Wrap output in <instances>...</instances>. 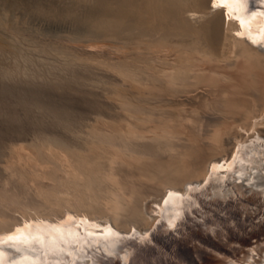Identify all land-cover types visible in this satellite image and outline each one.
<instances>
[{"label": "bare ground", "instance_id": "1", "mask_svg": "<svg viewBox=\"0 0 264 264\" xmlns=\"http://www.w3.org/2000/svg\"><path fill=\"white\" fill-rule=\"evenodd\" d=\"M255 1L264 4V0H96L92 25L89 26L93 30L79 33L78 38L97 48L100 46L98 43L105 44L106 50H100V53L110 58H121L119 63L124 66L140 61L147 63L152 58L149 52L157 55L164 47H167L165 54L179 49L190 50L194 55L189 60L190 65H184L186 58L176 55L177 64L202 69L193 74V82L210 88L207 93L210 98L206 102L201 101L199 106L213 110L218 116L211 118V112L204 121L203 118H193L196 128L183 129L189 138L186 139L187 148L178 150L176 146L171 147L172 140L165 138V145L161 146L165 149L162 152L168 155L165 158H160V150L151 152L144 144L140 148L143 151H130L131 154L128 151V156L120 148L111 146L69 148L61 145L74 172L66 177L62 175L60 179L55 169L48 171L53 184L45 187L46 194L62 207V217L57 223L78 214L82 216V225L92 229L112 224L125 230L132 226L141 231L151 230L156 244L153 250L155 258L144 261L138 252H134L126 264H160L159 258L163 256L160 252L168 253L174 260L173 264H264V144L261 142L264 138L258 143L255 154L246 150L247 139L260 134L259 131L264 136V46L260 42H264V8L248 14ZM164 24H170L172 33L189 37L187 42L191 47L180 44L167 46L162 40L167 32ZM222 43L228 44L229 60L210 51L200 53L206 47L218 50ZM124 58H129V61ZM203 76L208 79L205 83L201 81ZM228 81H233L235 86ZM233 89L238 92H233ZM179 129L177 127L176 132L181 134ZM201 136L205 139L202 143L198 142ZM71 141L76 143L73 138ZM237 152L238 165L225 179L217 180L218 172L214 173L212 180L216 182L211 184V189L194 195L200 198V216H196L194 221L200 226V231L193 234L185 231L182 221L176 230L177 234L181 232V239L162 240L156 229L151 227L156 220L154 204L162 200L168 189L185 191L189 182L205 178L217 161ZM36 154L39 161H50L40 150ZM102 157L110 158L108 163L98 160ZM114 162L119 163L115 170L110 166ZM226 168H232V163ZM254 170L259 171V175L251 174ZM139 177L141 180L138 181ZM147 178L161 180L162 183L149 189ZM139 182L147 184L141 189ZM244 187L255 189L254 195L242 196ZM151 189H155L157 195L146 194ZM228 190L231 193L236 191L235 195L227 197ZM237 206L238 209L232 210ZM33 219L39 218L28 216L21 222ZM9 229V232L8 229H0V236H11L17 231L14 226ZM110 231L108 229L107 234ZM170 232L164 233L167 238ZM60 236L62 238L63 234ZM190 237H195L203 246L189 247L187 240ZM63 238L58 242L66 245L80 242L78 249L84 242L77 237L72 241L65 235ZM245 241L256 250V255L243 256L242 244ZM12 242H4V246L12 243L21 252L14 258V264H23L29 259L23 255L25 252L46 253L54 243L35 246L28 244V239ZM121 247L125 246L122 244ZM71 254L75 256L77 253L73 250ZM97 264L110 263L100 259Z\"/></svg>", "mask_w": 264, "mask_h": 264}, {"label": "rangeland", "instance_id": "2", "mask_svg": "<svg viewBox=\"0 0 264 264\" xmlns=\"http://www.w3.org/2000/svg\"><path fill=\"white\" fill-rule=\"evenodd\" d=\"M95 2L0 0V229L22 227L21 221L28 216L60 220L62 207L49 198L45 187L53 184L49 170L55 169L61 179L74 169L61 145L111 146L127 155L143 151L144 144L151 152L160 150V158H165L168 155L161 147L165 138L172 140L171 147L187 148L189 138L183 129L196 128L193 118L204 121L213 111L199 106L210 98V88L193 82V74L202 69L177 64L180 56L186 58L184 65H190L194 56L190 50L165 54L164 47L160 54L149 52L152 58L147 63L124 66L121 58L100 53L106 50L102 43L97 48L78 38L79 33L93 30L89 26ZM164 25L167 32L162 40L167 46L191 47L189 37L172 33L170 24ZM207 51L229 60L227 43L200 53ZM206 77L201 81L205 83ZM233 81L228 82L235 86ZM214 115L210 117L218 116ZM259 132L247 139L249 154H255L264 138ZM204 140L201 136L198 142ZM37 150L50 161H39ZM109 159L98 160L108 163ZM117 163L110 164L113 170ZM146 181L149 189L162 183ZM145 184L140 183V188Z\"/></svg>", "mask_w": 264, "mask_h": 264}, {"label": "water", "instance_id": "3", "mask_svg": "<svg viewBox=\"0 0 264 264\" xmlns=\"http://www.w3.org/2000/svg\"><path fill=\"white\" fill-rule=\"evenodd\" d=\"M261 8H264V4L260 5V3L257 4V1H255L252 6H250L249 10H246H248V14H252ZM260 42L262 43V46H264V42L262 40ZM102 45L103 48L106 47L105 44ZM237 155L238 152L234 156L225 157L224 159L217 161L209 170L205 178L189 182L185 191L168 189L162 200H160V204H154L156 209H154L153 215L156 216V220L151 226L152 230L156 229L157 235L159 234L162 240L167 239L168 241L173 238V241L181 239V232L177 234L176 230L180 225L179 223L182 221L184 222L182 225L184 226L183 228L185 231L191 232L192 234L195 231H200V226L194 223L196 216L198 218L200 216V198L194 195L201 190L208 192L209 189H211V184L216 182L215 180H212L214 173L218 172L219 179L217 180L225 179L228 173L238 165ZM231 163L232 168H226V166ZM233 186L236 187L235 182L233 183ZM229 190L227 192V197L230 196L231 198L235 195L236 191L231 193ZM241 190L243 193L242 196L249 195L248 197H252L255 193V189L248 187H244ZM228 193H231V195ZM238 208L239 206L232 210ZM81 217L82 216L78 214H72L69 219H64L65 221L63 223H57L58 219H33L22 224V227H16L17 231L12 233L11 236L8 234L0 236V264L16 263L14 258L20 256L21 252L18 250L17 246L12 244V241L20 242L27 239L28 244L35 246H40L41 244L48 246L47 244H50L51 242L54 243L49 247L50 250L46 253L43 251L40 253H32V251H29L28 253L25 252L26 254L23 255L29 259L23 264H97L100 263V259L105 260V262L110 264H126L134 252H138L144 261L150 260L154 256L153 250L156 244L155 238L151 235V230L143 229L144 231H141L135 226H132L131 229L128 230L118 229L112 226V224L107 226L101 225L99 228L92 229L90 226L82 225L83 222H80V220H82ZM108 229H111V231L107 234ZM166 232H170L168 233L170 234L169 238L164 234ZM61 234H63V236L65 235L69 241H72L77 237L78 240L81 238L84 242L80 245L79 249L77 245L80 244V242L78 241L76 243L70 242L69 245H66L64 242L60 243L58 240L65 239L63 236L60 238ZM113 237L115 238L114 241H112ZM105 241L110 242L106 245L104 244ZM118 241L120 243L119 247L117 246ZM4 242L12 243L4 246ZM187 242L189 247H193V249H196L198 246H203L195 237H190ZM122 244L125 247H121ZM56 247L58 248L56 251H51V249L53 250ZM68 248H70V250ZM115 248H117L116 251H114ZM242 249H244L242 250L243 252H241L244 253L243 256H248L250 253H253L254 255L257 254L256 250L252 248V245L248 244L246 241L242 244ZM73 250L77 253L75 256L71 254L73 253ZM16 251H18V254H15ZM162 253L163 256H160L158 262H160V264H173V258H170V255L164 252H160V255H162ZM154 258L155 257H153V259ZM17 259L21 260V258Z\"/></svg>", "mask_w": 264, "mask_h": 264}]
</instances>
